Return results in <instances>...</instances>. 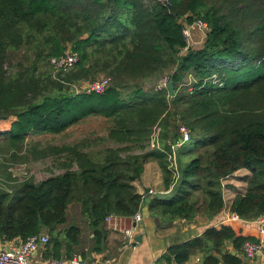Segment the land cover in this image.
<instances>
[{
  "label": "trees",
  "instance_id": "16d2710c",
  "mask_svg": "<svg viewBox=\"0 0 264 264\" xmlns=\"http://www.w3.org/2000/svg\"><path fill=\"white\" fill-rule=\"evenodd\" d=\"M183 16L208 24L202 45L184 53ZM67 49L78 53L77 61L53 72L50 58ZM99 74L109 77L104 92L75 90ZM156 75L172 76L174 96L144 88ZM88 116L108 119L99 140L108 146L81 151L94 147L87 138L50 146L46 155L69 154L63 172L38 181L10 174L18 182L0 188L1 240L44 230L53 252L64 246L70 253L78 227L56 228L72 201L93 228L107 215L128 217L145 205L166 220L199 212L212 218L223 208L248 220L263 215L264 0H172L169 9L154 0H0V120L10 119L0 136L8 147L16 152L30 134L59 133ZM177 122L191 137L176 150L204 147L203 155L178 163L179 178L168 193L145 199L133 182L149 160L159 165L164 188L172 183L167 140L179 139ZM155 125L161 147L146 149ZM242 168L251 173L246 189L226 203L221 179ZM246 239L229 225L208 226L169 246L162 259L189 264L202 253L204 264H248L225 248L230 242L240 252Z\"/></svg>",
  "mask_w": 264,
  "mask_h": 264
},
{
  "label": "crops",
  "instance_id": "0c3cea01",
  "mask_svg": "<svg viewBox=\"0 0 264 264\" xmlns=\"http://www.w3.org/2000/svg\"><path fill=\"white\" fill-rule=\"evenodd\" d=\"M81 121L77 122V124ZM77 124L75 123V125ZM41 135L56 137L59 141L55 142L52 146L61 147L77 143L81 139H90L94 134L83 135V133L79 132L70 137L67 128L59 133H41ZM0 138L4 139V137L1 136ZM95 149L94 147H87L80 150L84 152H93ZM57 155L59 156V164L57 168H53L56 170L53 174L63 172L67 168L65 164L69 163L66 160V158L69 157L68 153L61 152ZM53 161L54 159L51 160V163L54 164L55 162ZM70 168L76 169V164L73 162ZM250 174L249 170L242 168L223 180L225 186L224 189H222V193L226 203L230 202L236 193L245 191L247 178ZM133 186L137 193L145 196V199L153 196L147 195L148 189H154L155 191L164 190L163 178L157 162L152 160L146 162L142 174L133 182ZM141 214L142 219L137 223L132 222L131 216L125 217L115 215L119 218L123 227H134V242L128 243L121 230L109 228L104 220L99 226L93 228L89 223L88 217L81 212L80 204L76 201H72L66 208L65 223L58 225L56 231H61L70 225L78 227L79 237L77 244L71 246L70 253L66 252L64 246H61L59 250L53 252L51 246L46 244L42 245L35 254L31 256L30 261L33 264H41L44 260L56 258L53 255L57 253L58 257L56 259L63 262L67 261L72 256H78L85 260L110 259L113 264H167L166 261L162 259V256L166 253L169 246L182 243L183 241L201 235L208 226L219 227L222 224H226L234 230L236 235L247 237V239L251 241L261 242L262 250L253 258L248 259L244 255L242 248L240 252H237V250L232 248L230 242L226 243L225 248L232 254L239 255V257L248 264H264V233L259 232V224L255 219H241L240 221L225 220L231 214V212L227 211L225 208L212 218H208L203 213H198L190 220L181 218L166 220L151 214L147 209V205L142 208ZM40 233L47 234L44 230ZM138 237L139 240H136L135 238ZM19 242V238L11 240L0 239V247L10 248ZM201 257L202 253L192 255L189 264H204L201 261Z\"/></svg>",
  "mask_w": 264,
  "mask_h": 264
},
{
  "label": "built area",
  "instance_id": "2783aa9c",
  "mask_svg": "<svg viewBox=\"0 0 264 264\" xmlns=\"http://www.w3.org/2000/svg\"><path fill=\"white\" fill-rule=\"evenodd\" d=\"M161 4L166 8H170L172 6V0H154ZM179 21L182 24V34L185 40V46L182 49V53L188 50V48L197 47V44L203 43L206 34L208 32V24L199 18H194L191 22H188L185 19V16L181 17ZM195 34H201L202 40L200 42L193 41V36ZM197 43V44H196ZM195 45V46H194ZM78 59V53L71 49L65 50L62 54L53 56L50 58L49 63L53 70V72H65L67 71ZM167 79L163 77L162 80L156 84L155 89L159 90L165 88V83ZM109 85V77L101 76L87 82L83 85V89L87 92H95L102 93ZM76 91H79L76 89ZM178 129L180 130L181 137L177 140V142H172L167 140L168 146L171 148V153L168 154L169 165L168 168L172 173V183L168 189L155 191L154 189H148L147 194H166L168 193L172 186L176 183L179 178V168L178 163L175 156V150L182 144L186 143L190 139V130L185 125H179ZM160 126L155 125L152 128V131L149 135L148 140V148L149 149H159L161 147L160 141ZM23 167L21 170L19 167L16 168V171H13L11 174L13 178H26L31 176V173L27 168L22 164ZM224 182L221 179V190L224 189ZM144 196V195H142ZM228 218V219H227ZM225 220L228 221H240L241 217H239L236 213H231ZM142 214L141 211H136L133 215H131V220L134 223L141 221ZM107 226L111 229H119L123 232L128 243L134 242V227L127 226L123 227L119 218L115 215H107L104 218ZM255 221L259 224V232L264 233V214L255 218ZM49 241V237L47 234H32L28 236L25 240H20V242L10 248H1L0 247V264H33L30 261L32 255L39 249L40 246L47 244ZM242 250L244 255L250 259L253 258L256 254L260 253L262 250V244L259 241H251L246 239L242 243ZM41 264H113L110 259H89L85 260L78 256H72L67 261L63 262L56 258H49L44 260Z\"/></svg>",
  "mask_w": 264,
  "mask_h": 264
},
{
  "label": "rangeland",
  "instance_id": "374dc122",
  "mask_svg": "<svg viewBox=\"0 0 264 264\" xmlns=\"http://www.w3.org/2000/svg\"><path fill=\"white\" fill-rule=\"evenodd\" d=\"M202 40L201 34H195L193 36V41H196L197 43ZM196 43V44H197ZM202 43L197 44L196 46H200ZM195 46V45H194ZM101 76H107L106 74H99L97 77H95L92 80H95L96 78H99ZM164 76L156 75V77H152L150 79H147L143 82L144 87L146 90H152L155 89L156 84L159 82V80H162ZM92 80H84L80 81L78 84L75 85V90L79 91H85L83 89V85H85L87 82H90ZM188 84V81H187ZM190 86V85H189ZM191 89V88H189ZM81 121V120H80ZM77 124V123H76ZM10 125V119L8 120H0V129H8ZM71 125V127L68 128V133L71 136L76 135L77 133H83V135L86 134H94L93 137L89 139V142L93 144L95 150H98L100 147L108 146L107 142H99L101 138H105L107 134V129L109 126L108 119H105L101 116H90L86 119H83L79 124L77 125ZM179 125H183L180 122H177L176 125V132L178 133L179 138L181 137L180 130L178 129ZM168 140L171 141L170 138ZM59 140L56 139V137L51 135H34L31 134L26 137L23 145L20 147V150H17L16 152L12 149H10L5 142L3 138H0V188H8L12 187L14 182H18L17 180H13L12 177H10V174L13 173V171H16V168L19 167L20 169L23 167L22 164L27 168V170L31 173V178L34 180H39L40 178H43L45 176L50 175L51 173H55L56 170L53 169L54 167H58V158L59 156L57 153L49 154V147H60V146H52L55 142ZM82 141V139L80 140ZM79 142V141H78ZM75 144V143H73ZM89 144V143H88ZM110 146L111 143L109 144ZM121 146V145H120ZM112 147H117V145H113ZM34 151L35 154H30L28 150ZM146 149H149L146 147ZM205 148L199 147L194 152H185L184 148H180L178 150H175V156L177 163H188L192 158L196 156V154L203 155ZM139 152V150L137 151ZM123 154V153H122ZM54 159V164L51 163V160ZM151 161V160H149ZM179 168V164H178ZM23 170V169H21ZM12 176V175H11ZM12 179V180H11ZM20 180V178H14ZM228 184V183H227ZM9 189V188H8ZM198 200L200 201V194L197 193ZM202 214V212H199Z\"/></svg>",
  "mask_w": 264,
  "mask_h": 264
},
{
  "label": "water",
  "instance_id": "95a60500",
  "mask_svg": "<svg viewBox=\"0 0 264 264\" xmlns=\"http://www.w3.org/2000/svg\"><path fill=\"white\" fill-rule=\"evenodd\" d=\"M165 89L167 91V95L172 97L175 95V90H174V84H173V78L172 76L169 77V79L166 81L165 83ZM136 240L138 239L139 240V237L138 238H135Z\"/></svg>",
  "mask_w": 264,
  "mask_h": 264
}]
</instances>
